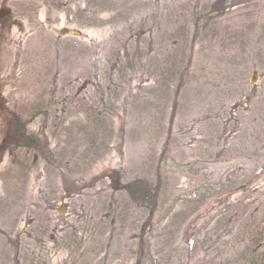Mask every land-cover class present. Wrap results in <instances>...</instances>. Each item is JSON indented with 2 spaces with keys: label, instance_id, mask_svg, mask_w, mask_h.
<instances>
[{
  "label": "rangeland",
  "instance_id": "obj_1",
  "mask_svg": "<svg viewBox=\"0 0 264 264\" xmlns=\"http://www.w3.org/2000/svg\"><path fill=\"white\" fill-rule=\"evenodd\" d=\"M5 11L0 264L264 258V242H242L264 235V0ZM99 116L111 134L90 163Z\"/></svg>",
  "mask_w": 264,
  "mask_h": 264
},
{
  "label": "trees",
  "instance_id": "obj_2",
  "mask_svg": "<svg viewBox=\"0 0 264 264\" xmlns=\"http://www.w3.org/2000/svg\"><path fill=\"white\" fill-rule=\"evenodd\" d=\"M105 118L106 117H100L99 116V118H98V122L95 124V125H93V126H97L98 128L100 127H104L102 130H103V133L105 134V137L104 138H101V137H99L98 135H92V133L88 136L89 138H90V140H89V144H90V146L92 147L90 150H89V153L92 155V157H91V160H90V163L91 162H93V161H96V160H98V159H100V157H102V156H104L103 154H102V152H104V151H102V149H99L100 147H101V145H103L104 144V142H105V140H106V138L107 139H109V136H110V134H111V132L109 131V128H108V124H106L105 123ZM96 129V128H95ZM91 130H93V129H91ZM98 148V149H97ZM93 151V152H92ZM102 151V152H101ZM138 197H139V200L140 201H142V199H148V197L150 196H148V194H146V193H141L140 192V194H138L137 195ZM144 197H146V198H144ZM146 201V200H145ZM145 203V202H144ZM263 233V231L261 232V233H256V234H251L252 235V237H249L248 238V241H246L245 239L247 238V237H245V239H242V242L244 241V242H248L249 244H251L252 246H259L260 244H263V242H264V235L262 234ZM214 235H217V234H215L214 233ZM208 234H207V237H205V238H207V239H205V241L204 242H202V246L203 247H206L207 245H208V241L210 240L209 238H208ZM213 236V235H212ZM209 239V240H208ZM76 243H79V241H76ZM206 243V244H205ZM206 245V246H205ZM260 248V247H259ZM257 251H258V249H255L253 252H251L250 254H247V256H246V261H245V264H264V258L262 257H259L258 255H257ZM249 258V259H248Z\"/></svg>",
  "mask_w": 264,
  "mask_h": 264
},
{
  "label": "water",
  "instance_id": "obj_3",
  "mask_svg": "<svg viewBox=\"0 0 264 264\" xmlns=\"http://www.w3.org/2000/svg\"><path fill=\"white\" fill-rule=\"evenodd\" d=\"M6 11L4 13H0V17H2L3 15H5ZM70 33H73V35H77V33L75 32H71V31H68V30H63L61 31V34H70Z\"/></svg>",
  "mask_w": 264,
  "mask_h": 264
}]
</instances>
